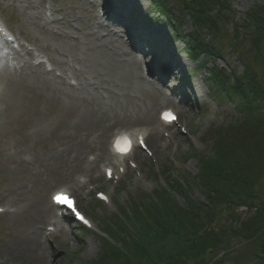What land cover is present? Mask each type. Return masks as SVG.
<instances>
[{
	"label": "rangeland",
	"instance_id": "1",
	"mask_svg": "<svg viewBox=\"0 0 264 264\" xmlns=\"http://www.w3.org/2000/svg\"><path fill=\"white\" fill-rule=\"evenodd\" d=\"M103 1L97 0V5L95 4L97 11L96 7L90 4L92 0H0V15H3L7 23L20 34H26V37L34 39L42 55L50 52L54 57L68 49L66 55L61 56L62 62L56 61L58 69H65L69 73L80 70L79 76L74 75L81 84L84 77L90 75L88 68L83 70V59L85 56L100 53V39L116 40L126 53H131L134 48L131 45L132 37L126 33V26H114L111 19L98 24V13L103 7ZM168 1L172 6L177 5L178 2V0ZM44 2L53 7L55 22L52 24L54 26H42L43 21L40 16L44 11ZM231 2L234 13L229 20L225 21L224 35L221 38L227 53L226 58L213 60L203 56L198 62L187 61L183 69L176 71L175 75L169 73L168 79L163 82L156 75L152 83L138 79L137 82L142 89L135 91L133 96L125 101L131 106V111H115L108 116L104 122V128L108 132L106 135L102 134L103 137L100 131L94 128L91 131L74 129L77 101H73L61 88L57 90L52 84H42L33 78L28 79V76L26 79H15L10 82L15 89L13 91H16L19 97L9 115L3 112L0 104V204H15L16 207H20V211L13 216H0V264H90L98 258L102 247L98 237L83 231L76 222H70L69 218L62 219L63 230L57 237L51 236V241H47L48 250H43L44 248L40 245V232L46 225L47 219L54 213L52 207L46 220L38 224L39 226L32 228L31 221L36 211L45 208V202L51 206L49 202L53 189L62 185L72 186L77 183L76 180L81 175L88 177L89 182L94 184L98 180H103V158L109 149L107 148L110 142L109 137L113 135V131L120 128H131L135 125L153 128L154 134L150 135L149 146L157 160L158 165L155 168L158 170L156 171H161L157 176L162 174L170 187L179 183L188 186V181L192 180L190 196L206 202L197 182L199 158L197 155L188 159L184 157L190 152V146L195 147L197 153L209 154L208 152L212 151L215 136H210L209 132L215 121L223 120L225 125H230L241 116L236 106L238 98L229 100L223 91L220 93L213 91L211 86L214 83L210 71L219 66L225 72L235 70L239 75L244 73L245 64L231 49L233 45H237L233 27L235 22L243 19L247 10L258 3H264V0H231ZM126 9L132 12V16L127 13L124 18H127V22L130 23L133 20L137 21L139 24L135 25L137 30L140 26L143 29V23L145 24L149 17L158 16L153 12L149 0H140ZM146 14L149 15L146 21L139 22L138 15ZM182 20L186 32L192 31L193 24L190 17L184 16ZM113 28L117 30L114 31ZM151 30L155 36L163 40L169 41L175 37L172 27L165 23L164 18L156 22ZM65 41L68 44L71 43L67 49H65ZM146 41L143 45L144 55L141 54L140 59L135 63L140 72L139 63L142 64L151 57L159 62L167 59L166 49L161 46V51L156 50L153 36L146 37ZM183 47L184 42L177 41L168 51L171 48ZM247 47L246 44L239 45L237 50L246 52ZM67 55L82 63H76L74 58H70L73 68L67 69L69 66ZM249 59L254 72L264 86V59L254 60L253 55ZM122 61L123 58L113 59L111 63L110 60H101L104 70H100V76L105 73L116 76L120 72V65L124 63ZM165 62L168 63V60ZM159 66L162 67L159 73L164 75L167 67H163L162 63H159ZM187 73H190L189 76ZM67 78L70 79V77ZM93 81L95 82L96 79ZM95 87L94 93L98 95L97 97L107 102L109 98L112 100L108 89L99 85ZM170 105L180 111L181 119L187 121L192 137L178 136L174 133L171 134L173 140L166 144V133H171L172 128L158 125L157 114L161 107ZM81 140L87 143H81ZM58 156L64 158L58 159ZM89 156H96V162H91L93 164L91 166L87 161ZM136 157L145 171L147 183L137 181L133 172L135 183L125 181V187H121L118 193L120 200L127 203L132 195L141 192L140 188L150 192L159 182H165L164 178L161 182L156 176L146 172L151 165L149 158L143 152L138 150ZM166 167L170 169V174L166 173ZM75 187L72 189L79 192L85 185ZM177 196L179 204L184 205L185 196ZM94 197L91 196L89 201H81L80 205L91 215L95 223L103 228L104 218L111 216L117 208L116 205L108 209L98 205L94 209L95 214H91L89 205L90 201L95 202ZM238 213L241 217L246 216L245 210L239 209ZM231 245L234 250L233 255L219 264L253 263L255 248L252 245H247V242L238 238H233Z\"/></svg>",
	"mask_w": 264,
	"mask_h": 264
},
{
	"label": "trees",
	"instance_id": "2",
	"mask_svg": "<svg viewBox=\"0 0 264 264\" xmlns=\"http://www.w3.org/2000/svg\"><path fill=\"white\" fill-rule=\"evenodd\" d=\"M150 1L193 56L226 58L221 38L225 21L234 13L231 0H178L175 6L168 0ZM184 16L192 21L190 32L183 27ZM233 28L237 45L231 49L245 71L239 75L217 66L211 88L238 98L240 122L213 124V154L191 147L184 157L199 158L197 182L206 202L190 196V185L180 183L158 187L151 195L140 192L130 207L119 209L126 222L116 213L103 220L117 243L102 239L98 258L90 264H219L233 255V238L255 248L252 264H264V86L249 59H264V3L247 10ZM245 44L246 52L237 50ZM173 191L185 196L184 205ZM241 207L247 208L245 217L238 213Z\"/></svg>",
	"mask_w": 264,
	"mask_h": 264
},
{
	"label": "bare ground",
	"instance_id": "3",
	"mask_svg": "<svg viewBox=\"0 0 264 264\" xmlns=\"http://www.w3.org/2000/svg\"><path fill=\"white\" fill-rule=\"evenodd\" d=\"M140 0H126V4L120 3L119 0L115 1L116 3L112 5V1H105L108 4V7L112 10L111 19L113 20V25L125 27L128 22L125 14L127 15V7L131 6L134 2H139ZM135 25H139L137 22H133ZM130 25V24H129ZM21 27V26H18ZM127 32L132 37V42L134 44V49L131 53H126L122 45L118 44L116 40H110L107 38H102L99 40V45H101L100 53L93 54L90 56H85L83 59V70L86 68L89 69V76L84 77L80 86H73L68 84L64 76L57 77L55 74L48 73L45 71L41 65L34 63V59H37L35 53L27 46L20 45V48L16 49L15 54L13 55L10 51H5L0 48V104L3 105V112H6L8 115L12 112V109L15 107V102H18V93L13 91L11 81L15 79H26L33 78L46 85H54L55 89L65 91L66 95H69L73 101H77V113L75 114L76 123L73 125L74 129L81 130H93L100 131V135H106L108 130L105 127V120L115 111H131V106L129 103H125L127 98L132 97L135 91L141 90L142 87L140 83L137 82L141 78L142 82L144 80L143 74L138 71L136 61L140 59L141 53L144 54L145 50L143 45L146 44V37L140 26L137 29L132 27H125ZM113 30H117L113 28ZM26 35V34H25ZM24 35V36H25ZM71 44V43H69ZM68 42L65 41L67 49ZM118 44V45H117ZM148 45V44H147ZM66 51H61L56 54L53 58L58 62H62L63 54L66 55ZM70 51V50H69ZM68 56V55H67ZM70 56V55H69ZM68 56V57H69ZM123 58L120 72L117 75L102 74L100 76V70L103 71L104 67L102 66L101 60H119ZM79 62V61H78ZM77 62V63H78ZM79 63H82L81 61ZM159 63L163 64V67H167V71L164 72V75L159 73V70H162V67L159 66ZM186 63H183L181 60L177 61L176 59L168 60L167 62H152V69L154 73L159 76V79L166 81L169 77V73L175 75L181 67H184ZM140 70V68H139ZM168 72V74H167ZM90 77V78H89ZM96 79L94 82L93 80ZM85 82V85H84ZM148 84V83H146ZM96 85L103 86L109 90L112 96V100L109 98L108 102L94 93ZM195 92V91H194ZM158 94V93H156ZM160 96V95H158ZM113 130V128H111ZM111 130V131H112ZM87 143L84 140H81V143ZM64 158L63 156H58V159ZM105 157L110 161L112 155L110 153L106 154ZM122 159L121 157H118ZM124 163H114L113 166L108 163L106 167H114V174L120 176V166ZM46 206L41 210H38L34 213L31 226L37 227L38 224L43 223L48 212L51 210V206H48L47 203H44ZM14 214H11L13 216ZM33 243V242H32ZM41 259V263H42Z\"/></svg>",
	"mask_w": 264,
	"mask_h": 264
},
{
	"label": "snow or ice",
	"instance_id": "4",
	"mask_svg": "<svg viewBox=\"0 0 264 264\" xmlns=\"http://www.w3.org/2000/svg\"><path fill=\"white\" fill-rule=\"evenodd\" d=\"M165 119H175V116L172 113H165ZM124 139H125V143L129 145L128 150H130V141H128L127 138H124ZM120 150L124 151L125 149H120ZM109 175L111 176L110 170H109ZM55 199L57 200L58 203L67 204L69 207H71L73 209V211H76L75 207H74V202L66 194L60 193L55 197ZM76 214L78 216H80L79 212H76ZM80 218L82 220L84 219L83 216H80Z\"/></svg>",
	"mask_w": 264,
	"mask_h": 264
}]
</instances>
